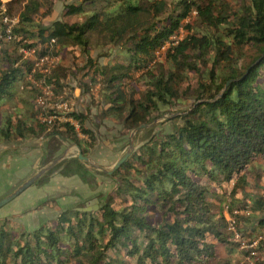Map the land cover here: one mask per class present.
Segmentation results:
<instances>
[{"label":"trees","instance_id":"obj_1","mask_svg":"<svg viewBox=\"0 0 264 264\" xmlns=\"http://www.w3.org/2000/svg\"><path fill=\"white\" fill-rule=\"evenodd\" d=\"M15 7L18 24L7 40L1 11L9 16ZM40 9L41 0H0V143L57 134L87 156L94 139L87 115L68 113L80 137L36 102L44 86L62 96L70 66L59 61L43 73L19 52L43 58L51 47L57 56H84L78 87L96 89L104 103L96 125L148 124L147 135L111 174L102 172L113 186L96 196L97 209H64L31 229L0 216V264H204L217 259V246L228 247L223 264L244 255L225 214L248 209L233 214L240 236L264 232V189L246 191L264 159V0H74L65 14L79 20L46 26L35 19ZM164 114L171 129L153 131ZM54 167L96 184L77 156Z\"/></svg>","mask_w":264,"mask_h":264},{"label":"rangeland","instance_id":"obj_2","mask_svg":"<svg viewBox=\"0 0 264 264\" xmlns=\"http://www.w3.org/2000/svg\"><path fill=\"white\" fill-rule=\"evenodd\" d=\"M48 1L51 2L50 12L45 14L44 11L47 9ZM73 1L74 0H41L40 13L36 15L35 19L43 26L49 25L56 19L68 22L77 21L79 19L76 15L65 14L66 5ZM228 1L232 3L238 0ZM17 8L18 7H15L11 11L9 14L10 17L18 16ZM184 33V28H181L180 34L183 36ZM51 48L50 54L43 57V59L36 56L32 50L20 49L19 52L27 58L32 59L35 62L36 68L43 73L49 68L54 67L59 61H64L65 64L71 67H69L70 70L68 72L67 88L64 90V93H62V96L56 97L52 95L53 91L51 90L50 94L44 95L45 104H49L57 111L54 103L57 104L62 100L71 99L73 101V108L70 112H81L87 115L84 124L93 129L94 139L90 140V143L93 144L89 148L87 154L89 160L82 162L88 169L95 172L96 184L94 187H91L89 184L83 182L77 175L68 176L61 174V167H53L46 171L41 176L42 180L40 182L31 185L0 208V216H11L14 220L22 224L25 229L38 226L47 218L57 215L64 209L96 204V196L99 193L109 191L113 186L111 178L102 174L104 171H101L98 167H103L106 170L112 169L115 162L125 154L130 145L133 146L132 149L136 148L147 135V132L144 131L143 128H140L131 136L132 130L128 131L121 122L113 119H104L101 123L96 125L98 123V120L95 118L97 107L103 106L104 103L96 95V89L82 94L81 88L78 87V85L80 86L83 82L82 71H79L78 68L83 65L85 61L84 56L77 51L75 53L73 51H63L61 56H57L53 54L54 49ZM115 49L116 48L113 49V52ZM99 51H104V49H93L91 53L96 55ZM116 53L118 55L124 54L123 50H117ZM113 54L114 53H112L110 57H113ZM157 58L162 59L163 53H158ZM107 60L108 57L106 56H101L99 59L102 64ZM77 88L79 90H76ZM40 91L41 92L38 94L42 96L43 92L42 90ZM191 102L192 99H188L185 105L179 104L173 108V111L175 114H178L181 109L190 105ZM59 110L66 112L63 114L64 116L55 119L58 122L57 124L68 122V117H71L68 116V111L64 108H60ZM168 116H170V114H164L154 119L153 122H151L152 125H155L153 131L170 130L171 124L164 121ZM72 120L77 122L78 126L75 128L77 129L76 131L79 132V136L85 137L80 131V123L78 120L75 118H72ZM47 147L49 149L58 147V149L54 154H51ZM62 152L66 153L65 157L62 159L65 160L69 157H75L78 153V149L74 142L65 139L62 135L58 136L57 134L52 135L50 138H34L30 140L0 143V198L9 194L23 180L48 165ZM260 163L262 167L257 170L260 172V175L256 176L254 173L255 176L251 178L252 184L246 190L250 194H258L264 189V159H261ZM257 185H259V187ZM223 207L225 209V206ZM227 214L228 213L225 215ZM244 238L247 239V237ZM227 249V246H217V259L204 264H223L229 256ZM258 252L259 260L264 259V253L261 251V248ZM230 259L231 261L229 264H245L243 254H234Z\"/></svg>","mask_w":264,"mask_h":264},{"label":"built area","instance_id":"obj_3","mask_svg":"<svg viewBox=\"0 0 264 264\" xmlns=\"http://www.w3.org/2000/svg\"><path fill=\"white\" fill-rule=\"evenodd\" d=\"M3 8V6H2ZM2 14V20L3 22L6 24V28H5V39L9 40L13 37L12 31L14 29V27L18 24V16L15 17H10L7 14L4 13V11H1ZM43 59V58H41ZM47 71V70H46ZM42 92L43 95H39L38 98L36 99V102L39 105H44L45 104V96L46 94H50L51 93V89L49 86H44L42 88ZM44 96V97H43ZM54 106L56 108L57 111H55V114H52L49 116L48 120H53V119H59L61 116H64L63 114L66 111H62L59 110L60 108H64L65 110L68 111V113H70V111L72 110V106H73V101L71 99L68 100H62L59 103H54ZM55 110V109H54ZM67 114V113H66ZM70 116V115H68ZM73 118V117H72ZM71 117H68V122H70V124L73 125L74 129L77 130L75 127H77V122H74L72 120ZM77 133L79 134V132L77 131ZM242 210H238V209H234L232 214H227L226 218H227V222H228V226L229 229L233 232L235 239L239 242V248L241 251H244V263L245 264H263L260 262H256L259 260V256H258V246L261 245L262 243H264V232L255 236L253 239L251 240H247L244 237L240 236V233L238 232V230L236 229V220L233 214H241ZM243 214H248V209H245L244 211H242Z\"/></svg>","mask_w":264,"mask_h":264},{"label":"water","instance_id":"obj_4","mask_svg":"<svg viewBox=\"0 0 264 264\" xmlns=\"http://www.w3.org/2000/svg\"><path fill=\"white\" fill-rule=\"evenodd\" d=\"M148 126V124H140L139 126H137L136 128L132 129L131 131V136L140 128H144ZM75 146L78 149V153H77V158L80 161H88L89 157L85 156L81 153L80 148L78 147L77 144H75ZM133 146L130 145L129 149L125 152L124 155H122V157H120L114 164L113 168L110 170H106L103 167H98V169H100L101 171H104L108 174H111L113 172V170H115L116 168H118V166L128 157V155L130 154V152L132 151ZM65 152L60 153L52 162H50L48 165H46L45 167L41 168L40 170L36 171L35 173H33L32 175H30L29 177H27L25 180H23L16 188L13 189V191H11L9 194L3 196L2 198H0V208L5 205L6 203L10 202L12 199H14L15 197H17L19 194H21L24 190H26L28 187H30L31 185H33L46 171L50 170L51 168H53L60 160H62L65 157ZM98 205L97 204H93V205H88L85 207H79V210H92V209H97Z\"/></svg>","mask_w":264,"mask_h":264},{"label":"crops","instance_id":"obj_5","mask_svg":"<svg viewBox=\"0 0 264 264\" xmlns=\"http://www.w3.org/2000/svg\"><path fill=\"white\" fill-rule=\"evenodd\" d=\"M76 90H79V89L77 88ZM60 161H61V160H60ZM60 161H59V162H60Z\"/></svg>","mask_w":264,"mask_h":264}]
</instances>
